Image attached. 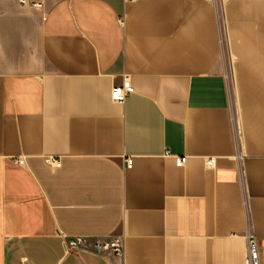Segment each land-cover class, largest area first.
<instances>
[{
    "label": "crops",
    "instance_id": "1",
    "mask_svg": "<svg viewBox=\"0 0 264 264\" xmlns=\"http://www.w3.org/2000/svg\"><path fill=\"white\" fill-rule=\"evenodd\" d=\"M24 1L0 0V264H120L65 249L112 236L127 264H245L249 229L264 264V0L223 2L232 63L217 0Z\"/></svg>",
    "mask_w": 264,
    "mask_h": 264
},
{
    "label": "built area",
    "instance_id": "2",
    "mask_svg": "<svg viewBox=\"0 0 264 264\" xmlns=\"http://www.w3.org/2000/svg\"><path fill=\"white\" fill-rule=\"evenodd\" d=\"M220 21H221V37H220V44L222 46L223 52L227 55L229 59V63H232V56L229 50V38L227 33V27L225 22V15H224V6H222L223 2L228 0H220ZM24 0H21V4H25ZM225 5V4H224ZM134 92V87L132 82L128 77H124L122 83L116 85L111 94V99L113 102L116 103H124L130 94ZM235 132L238 136L240 133V126L239 123L235 120L234 123ZM51 162L59 166L60 162L51 159ZM186 162V157H178L175 159L176 166L181 168L184 166ZM19 164H23L24 160L19 159ZM209 167L215 166V160L209 159L207 161ZM132 165V160L128 159V166ZM247 256L245 260V264H263L261 261V254L258 245V238L254 234V232L249 229L247 232ZM65 249L67 252H79V251H86L92 252L104 258L109 257V255H114L121 260L120 264H127L125 261V240L122 236H112L107 239H98L93 244L83 237H76L69 239L65 242Z\"/></svg>",
    "mask_w": 264,
    "mask_h": 264
},
{
    "label": "rangeland",
    "instance_id": "3",
    "mask_svg": "<svg viewBox=\"0 0 264 264\" xmlns=\"http://www.w3.org/2000/svg\"><path fill=\"white\" fill-rule=\"evenodd\" d=\"M217 2H218V3H219V5H220L221 1H220V0H217Z\"/></svg>",
    "mask_w": 264,
    "mask_h": 264
}]
</instances>
